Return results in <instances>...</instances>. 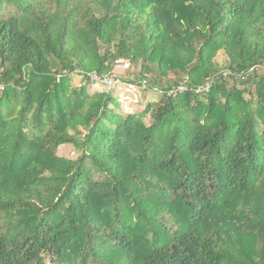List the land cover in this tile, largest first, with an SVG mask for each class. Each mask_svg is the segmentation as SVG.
I'll return each mask as SVG.
<instances>
[{"label":"trees","instance_id":"trees-1","mask_svg":"<svg viewBox=\"0 0 264 264\" xmlns=\"http://www.w3.org/2000/svg\"><path fill=\"white\" fill-rule=\"evenodd\" d=\"M0 264H264V0H0Z\"/></svg>","mask_w":264,"mask_h":264},{"label":"rangeland","instance_id":"rangeland-1","mask_svg":"<svg viewBox=\"0 0 264 264\" xmlns=\"http://www.w3.org/2000/svg\"><path fill=\"white\" fill-rule=\"evenodd\" d=\"M135 72L140 71V67L132 66V69ZM73 81L76 86H82L84 81L80 77H73ZM89 91L93 92H105L104 88L94 83L91 86H88ZM116 97L118 98V102L120 104L119 112L124 114H135L141 113L148 104L155 103L159 101V95L155 92H151L145 90L143 87H139L138 85H121L115 92ZM145 122L147 125H151L152 119L150 115L145 118ZM59 154L66 158L76 159L80 152H77L73 146L67 145L62 146L59 150Z\"/></svg>","mask_w":264,"mask_h":264},{"label":"built area","instance_id":"built-area-1","mask_svg":"<svg viewBox=\"0 0 264 264\" xmlns=\"http://www.w3.org/2000/svg\"><path fill=\"white\" fill-rule=\"evenodd\" d=\"M131 68V63L128 60L121 59L116 61L113 73L108 75H99L98 73H91L89 77L97 84L101 85L105 91L112 92L113 90L117 89L121 85H125L122 81V78L119 76L121 73L126 72ZM77 72H80L78 70ZM211 88V82H207L204 87H201L197 92L208 91ZM189 87L182 83L178 85L176 88L171 90L168 96L176 97L179 94L185 93L189 91Z\"/></svg>","mask_w":264,"mask_h":264}]
</instances>
